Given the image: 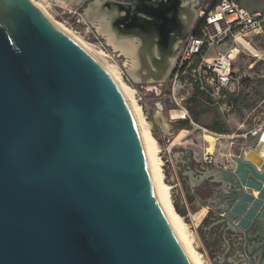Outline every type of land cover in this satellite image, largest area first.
Returning <instances> with one entry per match:
<instances>
[{
    "label": "water",
    "instance_id": "1",
    "mask_svg": "<svg viewBox=\"0 0 264 264\" xmlns=\"http://www.w3.org/2000/svg\"><path fill=\"white\" fill-rule=\"evenodd\" d=\"M170 3L131 7L165 20ZM192 147L202 163L204 148ZM247 150L224 172L234 191L220 219L257 240L264 264V151L252 161ZM186 200L195 211V195ZM0 264H193L153 188L123 94L31 0H0Z\"/></svg>",
    "mask_w": 264,
    "mask_h": 264
},
{
    "label": "rangeland",
    "instance_id": "2",
    "mask_svg": "<svg viewBox=\"0 0 264 264\" xmlns=\"http://www.w3.org/2000/svg\"><path fill=\"white\" fill-rule=\"evenodd\" d=\"M95 1L85 0L78 3V1L70 0H34L33 2L68 31H72L105 62L118 67L122 81L133 91L135 100L143 110L147 122L153 126L151 132L158 142L159 157L163 162L165 182L171 188L173 205L182 220L192 230L191 221H189L190 213L182 201V191L187 197L192 177L183 179V168L180 169L178 165L181 163L187 166L186 171L188 172L198 166L197 163H200L197 157L198 152L192 146L203 147L204 151L208 148V143L202 139L205 130H207L215 136H224H216L219 141L213 156L214 165L231 170L235 165L232 157L239 156L252 140L251 135L244 137L246 133L264 125V36L248 35L245 39L248 44L241 47V53L237 56L232 67L234 77L241 83L240 86L235 87L236 92L215 102L198 91L193 79L187 75L189 74L187 71V74H183V77L178 81L175 95L173 93L174 78L170 74L165 83L150 85L140 84L129 76V70L132 67L130 60L122 51L115 50L110 45L108 38L101 35L97 28L84 18L85 10ZM236 1L251 11H259L264 6V0ZM212 2L213 0H202V5L207 7ZM112 28H114L113 25ZM231 46L232 43L229 44L226 51ZM144 52L145 57L150 58L149 49H145ZM251 54L256 56L258 54L259 57L255 58ZM151 86L154 88L149 90ZM177 103L181 104V108ZM191 122L198 125V128ZM219 127H223V133L216 131ZM181 139H183L181 142L172 145ZM184 156L188 159L185 160ZM199 209L197 206L194 210L198 211ZM197 233L213 263L200 227ZM194 246L202 256L200 241L197 240ZM202 261L204 263V260Z\"/></svg>",
    "mask_w": 264,
    "mask_h": 264
},
{
    "label": "bare ground",
    "instance_id": "3",
    "mask_svg": "<svg viewBox=\"0 0 264 264\" xmlns=\"http://www.w3.org/2000/svg\"><path fill=\"white\" fill-rule=\"evenodd\" d=\"M33 1L34 0H31V2ZM70 1H78V3H82L85 0ZM162 1L163 3L171 2L170 6H168L164 10V12H162L163 14H165V20H162V18H158L153 15L139 13L138 20L134 22V26L130 29L126 28V26L121 23L126 19L130 18L131 16V5L128 3L113 0H108V2L105 3L103 0H96L94 3L90 4L89 7L85 10L84 18L87 19V22L90 21V23L95 28H97L101 35H105L108 38L110 45L113 46L115 50L122 51V53L125 54L126 57L130 60V62L132 63V67L129 70V76L134 81L139 83L143 82L150 85L157 83L161 84L167 81V78L169 74H171L176 63L174 59L175 57L173 58V54L171 53L172 43L177 38L184 36L182 35V32L184 30L189 31L191 29L190 27L194 22L196 13L194 12L193 8L197 5V2L199 0ZM36 6L41 10L43 15L47 18V20L52 26H54L58 31H61L69 39L71 38L80 47L87 50L90 55L96 60V62L99 63L108 72L109 76L113 79L121 94H123L129 107V110H131L135 125L138 127L139 135L145 148L146 157L148 158L151 182L154 190H156L157 196L159 198L161 206L163 207L168 222H170L177 236L180 238L193 264H213L209 255L204 249L201 238L197 233V230L202 222L203 217L206 216L208 213V208L206 206H203L202 209L200 208L201 210L199 209L200 212L196 213L199 210L192 211L187 200L185 202V200L183 199V205H185V207L188 209V212L190 213L189 221H191L192 227V230H190L189 225L182 220L181 216L176 210L175 205H173L171 188H169L165 182L163 162L162 159L159 157L160 149L158 146V142H156L151 132L153 126L147 122L143 110H141L140 106L135 100V94L133 93V91L122 81L121 72L118 67L111 65L108 62H105L103 58L97 55L91 47H89L87 44L78 39L72 31H68L63 25L48 16V14L41 7H39L38 5ZM117 9H121V11H123V14L116 11ZM197 13H200L199 10H197ZM139 23H143V25L145 26L142 28L139 26ZM157 23L166 26V28L168 25L169 29L171 30L168 31V33L164 34L161 29H157L155 27L154 24ZM111 24L114 28H112ZM122 34L127 37L123 36ZM168 35L169 38H171L170 46L169 48H165V41ZM237 43L239 44V47H243L244 45L248 44L243 38L238 39ZM176 46L177 43L175 44V47ZM146 47L149 49L150 58H147V56L145 57L144 50L147 49ZM239 47H232L235 59L241 53ZM252 55L255 58L257 57L255 54ZM153 88L154 87L151 86L149 90H152ZM158 116L160 117L161 113ZM184 118H186V116H184ZM263 134L264 130H262L258 134V136L261 137ZM216 136L210 133L209 131L205 130V135L203 139L206 141V143H208V148L206 149V151L210 155L215 154L217 150L219 140L216 139ZM182 140L183 139L178 140L172 145L178 144ZM247 147V152L251 153L252 155V161H254L253 159L255 158H260V154L264 151V135L262 138V145L255 147L254 141H250L247 144ZM260 160L261 164H263L264 160L261 158ZM261 164H257V166L260 167ZM197 240L200 241L202 247V256L200 253L197 252L194 246ZM202 260H204V263Z\"/></svg>",
    "mask_w": 264,
    "mask_h": 264
},
{
    "label": "built area",
    "instance_id": "4",
    "mask_svg": "<svg viewBox=\"0 0 264 264\" xmlns=\"http://www.w3.org/2000/svg\"><path fill=\"white\" fill-rule=\"evenodd\" d=\"M198 10L200 13L188 37L182 40L175 53L176 63L170 74L174 78L173 93L176 95V85L188 71L187 75L193 79L198 91L216 102L224 98L232 82L236 81L232 73L236 60L232 47H239L237 40H245L248 35H264V6L260 11L253 12L243 8L236 0H213L210 5ZM226 42L232 43L228 51L208 58L212 49ZM177 105L181 108L180 103ZM262 130L264 125L250 130L244 137L251 135L253 138ZM182 198L186 202L183 191Z\"/></svg>",
    "mask_w": 264,
    "mask_h": 264
},
{
    "label": "crops",
    "instance_id": "5",
    "mask_svg": "<svg viewBox=\"0 0 264 264\" xmlns=\"http://www.w3.org/2000/svg\"><path fill=\"white\" fill-rule=\"evenodd\" d=\"M201 2L202 0H199L197 2V5L193 8L194 12L197 13L196 8L201 5ZM196 13L194 22L198 16V13ZM229 44L231 43L226 42L221 46L215 47V49H212L207 56L213 58L219 53L226 52ZM258 57L259 56L257 54L256 58ZM240 85L241 83L238 79H236V81H233L226 94L224 95V98H226L230 93L236 92L235 90L237 89H235V87ZM249 131L246 134H248ZM204 135L202 136V139ZM206 149L204 151V154L206 156L205 160L202 163H197L198 166H196L193 171H186L188 168H186L187 166H185L184 164L180 163L178 166L180 169L183 168V179H185L186 177H192L188 194L195 195L196 201L194 202V205L198 206L197 204H202L203 206H206L208 208V213L203 217L199 227L200 232L202 233V236L204 237L208 249L211 253L213 264H250L249 261H252V259H254L255 264H259L260 257H258V255L262 253V249L257 248V240H254L252 238L247 241L246 237L235 231L231 224L226 223L225 220L220 219L221 215L219 210L221 209L222 211H224L229 207L227 203L232 199L231 195L234 191L230 184L225 182L224 172H231L234 170V168L228 170L220 166H215L213 158L215 154H208ZM184 158L185 160L188 159V157L186 156H184ZM180 169L179 171H181ZM209 209L211 211L210 214ZM200 210L196 213H199ZM253 231L249 235L252 236Z\"/></svg>",
    "mask_w": 264,
    "mask_h": 264
},
{
    "label": "flooded vegetation",
    "instance_id": "6",
    "mask_svg": "<svg viewBox=\"0 0 264 264\" xmlns=\"http://www.w3.org/2000/svg\"><path fill=\"white\" fill-rule=\"evenodd\" d=\"M105 3H107L108 2V0H103ZM113 1H120V2H125V3H128V4H130L131 6H133V4H135L138 0H113ZM155 2H158V3H163V1L162 0H156ZM105 3H104V5H105ZM103 5V6H104ZM105 7H106V5H105ZM136 9H138L139 11H137V13H140V12H147V13H149V12H153V10L149 7V8H147L146 6H144V5H140L139 7H136V8H130V14L134 11L135 12V10ZM163 9V8H162ZM164 10V9H163ZM116 11H118L119 13H121V14H123V11H121V9H117ZM144 14H146V13H144ZM163 26V25H162ZM165 28H166V26H164ZM167 27H168V25H167ZM169 28V27H168ZM184 30V29H183ZM190 31H191V29L188 31H186V30H184L183 32H182V35H184V36H182V37H180V38H177L173 43H172V54H173V58L175 57V53H176V51H177V49H178V47L180 46L179 44L182 42V40H184L185 38H187L188 37V35H189V33H190ZM181 34V33H180ZM184 38V39H183ZM170 39L171 38H169V35L166 37V41H165V48L167 47V48H169V46H170ZM162 43V42H161ZM177 43V46L175 47V44ZM241 264H243V263H241Z\"/></svg>",
    "mask_w": 264,
    "mask_h": 264
},
{
    "label": "trees",
    "instance_id": "7",
    "mask_svg": "<svg viewBox=\"0 0 264 264\" xmlns=\"http://www.w3.org/2000/svg\"><path fill=\"white\" fill-rule=\"evenodd\" d=\"M216 131H218L219 133H223L224 129H223V127H219V128L216 129Z\"/></svg>",
    "mask_w": 264,
    "mask_h": 264
}]
</instances>
